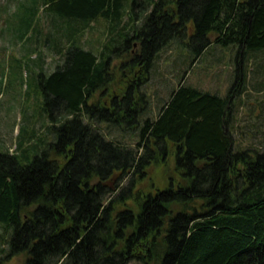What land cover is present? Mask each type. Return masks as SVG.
Here are the masks:
<instances>
[{
    "label": "trees",
    "instance_id": "obj_1",
    "mask_svg": "<svg viewBox=\"0 0 264 264\" xmlns=\"http://www.w3.org/2000/svg\"><path fill=\"white\" fill-rule=\"evenodd\" d=\"M45 4L66 17L57 23L61 34L46 37L61 61L39 83L54 138L32 144L43 149L26 164L25 140L37 133L22 135L18 152L0 146V224L8 233L0 264L20 253L24 264H264V137L260 148H242L233 134V90L246 79L240 65L228 95L181 80L155 118L145 117L141 90L175 38L189 40L195 60L212 43L238 44L241 60L264 50V0ZM98 18L110 29L99 53L78 38ZM125 53L138 72L122 96L112 95L110 107L90 103L108 92L110 63ZM95 119L119 129L125 122L124 132L132 124L138 139L108 138ZM170 141L168 183L140 188Z\"/></svg>",
    "mask_w": 264,
    "mask_h": 264
},
{
    "label": "rangeland",
    "instance_id": "obj_2",
    "mask_svg": "<svg viewBox=\"0 0 264 264\" xmlns=\"http://www.w3.org/2000/svg\"><path fill=\"white\" fill-rule=\"evenodd\" d=\"M125 1L126 8H129L132 0ZM128 15L126 13L124 20H129ZM143 17L142 12L137 17V24L142 23ZM62 19L65 20L66 17L46 8L45 0H0V146L10 152H18L22 135L27 137L30 133H37L34 140H25L27 156L21 158L24 164L29 163L43 149L41 145L36 147L32 144L54 138L47 129L50 121L39 83L40 76L49 74L61 61L53 41L46 42V37L49 34H61V31L57 33V23L65 24L66 21ZM109 31L108 22L104 18H98L87 29L78 32V38L81 45L99 53L109 37ZM61 40L64 41L65 38ZM187 42L188 39L175 38L156 55L150 77L141 86L148 100L144 105V110L147 111L145 117H157L172 89L181 80L202 90L228 95L235 85L240 65L246 79L233 90V134L237 146L260 148L264 137V50L249 51L241 60L238 44L224 46L212 43L195 60V52ZM134 44L137 49V42ZM130 59L128 53L116 55L112 59L108 92L103 95L101 90L97 91L90 103L101 100L110 107L112 95L122 96L126 86L138 72L137 67H132ZM95 122L108 138H120L126 144H133L138 139L137 130L132 128V124L124 132L127 126L125 122L122 129L102 119H95ZM20 127L22 133L19 135ZM168 148L169 152L165 157L156 158L146 168L140 188L155 190L166 186L175 166L172 151L175 146L171 141ZM7 237V231L0 224V249L7 250L8 244L4 242ZM0 255L3 256L4 253L0 251ZM25 258V254L20 253L4 260L2 264H24ZM128 264L144 263L131 260Z\"/></svg>",
    "mask_w": 264,
    "mask_h": 264
},
{
    "label": "crops",
    "instance_id": "obj_3",
    "mask_svg": "<svg viewBox=\"0 0 264 264\" xmlns=\"http://www.w3.org/2000/svg\"><path fill=\"white\" fill-rule=\"evenodd\" d=\"M209 48V47H208Z\"/></svg>",
    "mask_w": 264,
    "mask_h": 264
}]
</instances>
